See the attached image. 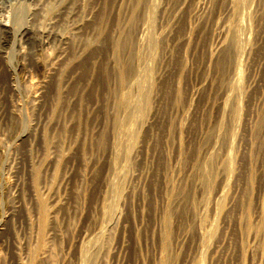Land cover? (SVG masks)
Returning <instances> with one entry per match:
<instances>
[{"label":"rangeland","instance_id":"1","mask_svg":"<svg viewBox=\"0 0 264 264\" xmlns=\"http://www.w3.org/2000/svg\"><path fill=\"white\" fill-rule=\"evenodd\" d=\"M150 1L0 0V22L21 13L22 27L65 38L21 42L18 55L16 26L10 42L0 35V264H264L246 235L264 197L263 54L240 58L237 118L229 102L213 145L234 53L229 35L210 62L207 46L226 1L208 0L200 21L187 15L193 0ZM261 5L256 16L245 5L246 46L264 30ZM198 219L212 222L201 253Z\"/></svg>","mask_w":264,"mask_h":264},{"label":"bare ground","instance_id":"2","mask_svg":"<svg viewBox=\"0 0 264 264\" xmlns=\"http://www.w3.org/2000/svg\"><path fill=\"white\" fill-rule=\"evenodd\" d=\"M23 1V0H22ZM25 1V0H24ZM30 1H32V0H30ZM37 1V0H36ZM154 2V0H151L150 2H151V4ZM184 1V0H183ZM183 1L180 3V4H177L178 5V7H177V5L175 6V7H177V8H175V9H180L181 7L180 6H183V8H184V5L186 4H184V5H181L182 3H183ZM193 1H195V3H194V7H193V9H191V11L188 13L187 12V15L191 18V21L193 20V21H200L201 20V17H202V15H205L204 14V12H203V6L205 5V3L208 1V0H193ZM226 1V6H225V9H224V13H225V15H224V17L222 18V20L220 21V22H218V21H215V24H214V31H213V35L215 36V38H213V43H209V46H207V50H208V52L210 53V55L208 56V61L210 62L212 59H211V56H212V53L211 52H217V53H219L223 48H224V39H225V36H227V35H229V41H228V43H227V45H226V49L228 48V47H231L233 50V62L231 63V65H230V68H231V73H230V76L225 80L226 81V83L224 84L225 85V87L222 85V88L224 87V90H222V93H220L219 95H221V97L219 98L218 97V100L217 101H215V102H213V106H215V108H216V111H217V114H216V125L214 126V127H216V129H214L215 130V132H214V134H213V141H212V143H213V145H216V143H217V140H219V137H221L220 136V129H221V127H223L222 125H221V122H222V117H223V114L225 113V111L227 112V110H228V108L226 107L227 106V104H229L230 105V103H231V105H230V109H232V111H230V109H229V111L232 113V116L233 115H235V112L237 113V110H238V104H237V98L239 97V92H240V88H239V74H240V58L241 57H243V55H248L249 54V52H251V51H253L255 48V45H256V51H261L262 52V54H263V57H264V30L262 29V28H264L262 25H263V21L261 22V26L259 27V28H261L263 31L261 32V30L259 31L258 30V32H260V33H258V40H257V42H256V44H254L255 43V41H253V44L252 45H250V46H246L245 44H244V42L248 39V37H249V32H250V30L248 29V24H247V20L250 18V12L247 10V8L245 7V5H246V3H250V5H255L256 7H255V9H254V12H253V14H254V16H256L257 15V13H259V6L262 4V3H264V0H225ZM27 2V1H26ZM186 2V1H185ZM149 4V3H148ZM150 5V4H149ZM153 5H155V7H156V4H153ZM148 6V5H147ZM152 5H150V7H148V8H152V9H154L155 7H151ZM186 6V5H185ZM262 6V5H261ZM263 7H264V5H263ZM259 10V11H258ZM263 10V9H262ZM175 11H177V10H175ZM19 12V11H18ZM179 12V11H178ZM261 12V11H260ZM264 12V11H263ZM17 13V12H16ZM21 13H17V14H15V15H13V16H10V17H13V18H11V20H10V18H9V20L7 21V22H9L10 21V23H9V25L8 24H4L5 23V20H4V23L3 22H0V35L2 36L1 37V40H3L4 41V44L5 43H7L9 40L11 41V38L12 39H15V37L17 36V33L16 34H14L15 32V30H17V31H19L20 33H19V35H18V41H20L19 43H18V50H17V52H18V55H20V53L22 52L21 50H23L22 48H21V42H23V43H26V45L28 44L29 46H31V48L32 49H34V48H39L40 49V47L43 45V44H45L49 39H51V40H53L52 38H54V39H57L58 40V42L57 43H59V42H62V41H65V38H64V36L62 35V34H58L56 31L55 32H53V33H57V34H54V35H52L51 36V33H49L48 31H45L46 29H43V30H33V28H30V27H22L21 25H22V23H21V15H20ZM175 14H174V12H173V17H175L174 16ZM252 15V14H251ZM260 15H261V13H260ZM259 15V16H260ZM187 16V17H188ZM218 16H220V15H218ZM258 16V17H259ZM262 16V15H261ZM260 16V17H261ZM171 17H172V15H171ZM257 17V18H258ZM190 18H188V19H190ZM219 18V17H218ZM217 18V19H218ZM7 19V18H6ZM175 19V18H174ZM231 19V20H230ZM170 20H173V19H170ZM256 21H258V20H256ZM170 22V21H169ZM168 22V23H169ZM20 23H21V25H20ZM167 23V24H168ZM212 23V22H211ZM258 23V22H257ZM145 24V23H144ZM148 24V23H147ZM147 24H146V26H147ZM258 24H260V22L258 23ZM258 24H257V26H258ZM143 25V24H142ZM11 26H16V28H15V30L13 29V27H12V29H11ZM25 26V25H24ZM144 27H146L145 25H143ZM142 26V27H143ZM141 29H143V28H141ZM50 30H52V28H50ZM49 30V31H50ZM146 30H148V29H146ZM16 31V32H17ZM53 31V30H52ZM141 31V30H140ZM145 31V30H144ZM142 32L143 34H144V37L146 36V37H149V36H147V35H145L146 33V31L145 32ZM257 34V33H256ZM143 35H141V37H142ZM213 36V37H214ZM140 36H139V38H141ZM143 37V38H144ZM142 38V39H143ZM255 37H254V39H256ZM145 39V38H144ZM215 39V40H214ZM0 40V41H1ZM17 40V39H16ZM51 40H49V42H54V41H51ZM138 40H140V39H138ZM9 41V42H10ZM18 41H16V42H18ZM141 42H142V40H140ZM186 41H187V39H186V37L183 35V36H179V37H177L176 39H175V43H177V44H179V45H184L185 43H186ZM211 41V42H212ZM2 42V41H1ZM12 42H14V41H12ZM56 42V41H55ZM146 41H144V43H145ZM147 42H149L150 43V39L148 38L147 39ZM3 43V42H2ZM1 44V43H0ZM11 44H13V43H11ZM48 44V43H47ZM46 44V45H47ZM145 44H147V43H145ZM2 45V44H1ZM17 45V44H16ZM141 45H143L142 43H141ZM4 46V45H3ZM231 48H230V50H231ZM254 48V49H253ZM17 49V48H16ZM229 49V48H228ZM227 49V50H228ZM227 50H226V52H227ZM229 51V50H228ZM225 52V56H226V58H228V53H226ZM231 52V51H230ZM15 54H16V52H14ZM23 53V52H22ZM232 53V52H231ZM230 53V54H231ZM24 55V54H23ZM23 55L21 54V56L23 57ZM147 55H148V53H147ZM149 57H150V53H149V55H148ZM147 56V57H148ZM24 57H25V55H24ZM229 57H231V56H229ZM22 59V58H21ZM24 60V58L22 59V61ZM262 60V59H261ZM21 61V60H20ZM19 61V62H20ZM22 63V62H21ZM47 64V63H46ZM49 64V63H48ZM20 65V64H19ZM18 65V66H19ZM22 65V64H21ZM50 65V64H49ZM243 66V65H242ZM48 67H50V66H48ZM22 68V66L20 67V69ZM25 68V67H24ZM23 68V69H24ZM19 69V70H20ZM22 70V69H21ZM10 75V74H9ZM141 74H139V76H138V78H136L135 80H133L134 82L132 83V85H134L135 86V88H136V90H139V88H140V85H142V83L140 82V79H141V81H142V78H141V76H140ZM252 81V80H251ZM201 83V82H200ZM251 83V82H250ZM256 83V82H255ZM198 84V83H197ZM131 85V84H130ZM200 85V84H199ZM198 85V86H199ZM202 85V84H201ZM134 86L132 87V88H134ZM253 86H254V84H253ZM200 87V86H199ZM199 87H197V88H199ZM197 88H196V90H197ZM248 88V87H247ZM129 89V88H128ZM131 89V88H130ZM132 90V89H131ZM130 90V91H131ZM128 91V90H127ZM134 91H135V89H134ZM129 92V91H128ZM136 99V98H135ZM217 99V98H216ZM134 100V99H133ZM132 102V101H131ZM230 102V103H229ZM133 104H135L136 103V101H133L132 102ZM239 103V102H238ZM137 104L138 103H136L135 104V106H132V105H130V106H132V107H136L137 106ZM129 107V106H128ZM139 107V106H138ZM226 108H227V110H226ZM131 109V108H130ZM135 109V108H134ZM137 109V108H136ZM131 110H133V109H131ZM136 111V110H135ZM134 111V112H135ZM131 112H133V111H131ZM227 113H229V112H227ZM226 113V114H227ZM229 115V114H228ZM237 115V114H236ZM230 116H231V114H230ZM229 116V117H230ZM233 117H235V116H233ZM227 118V117H226ZM235 118H237V117H235ZM228 119H230V118H228ZM231 119H233L232 117H231ZM230 119V120H231ZM136 120V119H135ZM229 120V121H230ZM238 120V119H237ZM236 120V121H237ZM235 121V122H236ZM135 121H134V119H133V123H134ZM228 122V121H227ZM232 122V121H231ZM234 122V121H233ZM230 123V122H229ZM236 124L237 123H234L233 124V129H235V126H236ZM229 125H232V124H229ZM227 126V125H226ZM239 126V125H238ZM238 126H236V127H238ZM232 127V126H231ZM127 128V127H126ZM226 128V127H225ZM225 128H224V130H225ZM131 129H133V128H131ZM228 129H229V127H228ZM124 130H125V128H124ZM130 130V129H129ZM128 130V131H129ZM224 130L222 131V133H224ZM230 130H232V129H230ZM122 132H124V131H122ZM127 132V129H126V131H125V133ZM130 132V131H129ZM128 132V133H129ZM225 132H228V131H225ZM234 133H233V135H235V130L233 131ZM125 133H123V135H126ZM133 133V132H132ZM231 133H232V131H230V135H231ZM131 133H129V135H130ZM227 135V134H226ZM228 136L229 135H227V139L229 140V138H228ZM126 137H128V134H127V136ZM223 137V136H222ZM221 137V138H222ZM224 137H226V136H224ZM223 137V138H224ZM231 137V136H230ZM236 137V136H235ZM226 139V140H227ZM232 140H234L233 138H231ZM224 140V139H223ZM222 140V141H223ZM226 140L224 141V143H226ZM219 141H221V140H219ZM230 142V141H229ZM232 142V141H231ZM234 142V141H233ZM127 144H129L128 142H127ZM231 144L232 143H230L228 146L226 145V144H224L225 146V148H226V156L225 157H222L221 159H220V157H219V159H220V163H218L219 162V160H218V158H216L215 157V159H217L218 161H217V163L220 165V166H222L221 167V169L223 168V170H221V172H223L224 171V173H225V171L226 172H228V170H229V166H230V163H229V159H228V156H229V150H230V147H231ZM234 144V143H233ZM227 146V147H226ZM210 153H204V155L202 156L203 158V160H205L204 162H206L210 157L208 156ZM211 156V155H210ZM209 157V158H208ZM208 158V159H207ZM214 158V157H213ZM207 159V160H206ZM215 161V160H214ZM209 162H211V161H209ZM207 163V164H210V165H212V168L213 167H215V165H214V163H213V161H212V164L211 163ZM206 163H205V165H206ZM204 164V163H203ZM116 166V165H115ZM114 166V167H115ZM202 166H204V165H202ZM218 166V165H217ZM216 166V167H217ZM114 167H113V169H114ZM205 167H209V166H205ZM203 168V167H202ZM118 169V167L116 166V170ZM204 169V168H203ZM202 169V170H203ZM207 169V168H206ZM115 170V171H116ZM120 171H121V168L119 169ZM218 170H220V168L218 169ZM118 171V170H117ZM119 172V171H118ZM122 172V171H121ZM120 172V173H121ZM204 172H205V174H206V170L204 169ZM203 172V173H204ZM116 173V172H115ZM220 173V172H219ZM224 173H220V174H224ZM113 174H114V171H113ZM119 173H117L116 174V176H119L118 175ZM204 174V175H205ZM121 175H123V174H120V176ZM201 175H203L202 173H201ZM226 175V174H225ZM224 175V176H225ZM224 176H221L222 178L224 177ZM228 175H226L225 176V178L227 177ZM113 177H114V179H115V175H113ZM201 177V176H200ZM203 177V176H202ZM201 177V178H202ZM205 177V176H204ZM118 179H120L119 177H117ZM116 178V179H117ZM206 178V177H205ZM204 178V179H205ZM113 179V181H115L116 182V180H114ZM117 179V180H118ZM122 179V178H121ZM111 181H112V179H111ZM109 184H110V181H109ZM112 185H114L113 183H111ZM110 186V185H109ZM261 190V189H260ZM259 190V191H260ZM222 194H223V191H221V196H222ZM258 197L256 196V198H258L259 200H257L258 202H256L257 204H258V207H257V205L255 206V207H257V208H259L258 209V213H256V219H257V227L255 228V227H251V228H253V230H251V229H247L248 230V233H246V235L248 234L249 236L248 237H250V239H252L253 241H254V244L255 243H258V248H257V246H255L254 244H252V245H250V244H248V245H250V246H252L251 247V253H252V256L254 255V256H256V258H258V260H260L261 262L263 261L264 262V197H261L260 198V194L258 193ZM204 204V203H203ZM203 204H201L202 206H203ZM229 204V203H228ZM204 205H207V204H204ZM201 206V207H202ZM200 207V206H199ZM203 207H205V206H203ZM202 207V208H203ZM208 209V207H205L204 208V210L203 209H201L202 210V214H203V211H204V213H206L205 211H207V209ZM257 208H256V210H257ZM44 209V208H43ZM206 209V210H205ZM256 210H255V212H256ZM217 211V210H216ZM109 214V221H111V218L113 217V215H114V213H108ZM107 214V215H108ZM201 214V215H202ZM214 214V213H213ZM216 214V213H215ZM214 214V216H216ZM255 214V213H254ZM207 215H208V213L206 214V217H204V218H206L207 219ZM199 216V215H198ZM203 216H205L204 214H203ZM203 216L201 217L202 219H203ZM197 217V216H196ZM200 218V219H201ZM213 219H214V217H212ZM206 219L205 220H203V221H206ZM198 221V223H196ZM44 222H45V217L43 216L42 217V221H41V230L43 229L42 227H44ZM196 229H197V237H198V245H197V248L198 249H196V247H195V249H196V251H198V253H201L200 251H202L203 249H204V251H205V246H206V249L208 248L207 246L208 245H205L204 246V244H206L205 243V241H206V238H208V235H209V232H210V229H211V225H212V222H211V224H210V227H208L209 225V221H207L208 222V226L206 227V226H204L205 225V223H204V225H203V222L201 223V221H199V219L198 220H196ZM256 225H254V226H256ZM248 228V227H247ZM255 228V229H254ZM246 230V231H247ZM96 233V232H95ZM102 234H103V230L102 229H100V230H98L97 231V237L98 236H101L102 237ZM245 235V237H247ZM94 237H95V235H93ZM93 237V238H94ZM103 238V237H102ZM95 239V238H94ZM96 239H99V238H96ZM96 239H95V242L93 241V242H91V246H92V244H95L96 243ZM205 239V241L204 242H202L203 240ZM247 240H248V238H246ZM249 239V240H250ZM251 240V241H252ZM92 241V240H91ZM98 241V240H97ZM251 241H250V243H251ZM204 243V244H203ZM196 244V243H195ZM196 246V245H195ZM220 246V244H217L215 247L217 248V247H219ZM248 247V246H247ZM249 248V247H248ZM250 249V248H249ZM195 251V250H194ZM204 251H202V252H204ZM250 251V250H249ZM195 253V252H194ZM197 253V254H198ZM196 254V253H195ZM203 254V253H202ZM193 255V254H192ZM200 255L201 254H199V256L198 257H200ZM193 256H195V255H193ZM251 256V255H250ZM254 258L255 257H253V260H254ZM262 262V263H263ZM80 264H82V263H80Z\"/></svg>","mask_w":264,"mask_h":264}]
</instances>
